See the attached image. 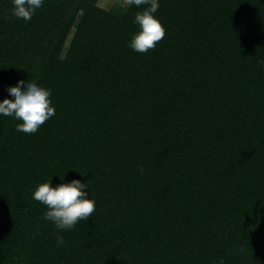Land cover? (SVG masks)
I'll list each match as a JSON object with an SVG mask.
<instances>
[{
  "label": "trees",
  "instance_id": "obj_1",
  "mask_svg": "<svg viewBox=\"0 0 264 264\" xmlns=\"http://www.w3.org/2000/svg\"><path fill=\"white\" fill-rule=\"evenodd\" d=\"M11 7L0 99L36 78L56 114L34 134L0 117V264H264V0H160L147 53L123 0ZM64 172L97 207L57 247L32 191Z\"/></svg>",
  "mask_w": 264,
  "mask_h": 264
},
{
  "label": "clouds",
  "instance_id": "obj_2",
  "mask_svg": "<svg viewBox=\"0 0 264 264\" xmlns=\"http://www.w3.org/2000/svg\"><path fill=\"white\" fill-rule=\"evenodd\" d=\"M44 3L45 0H11V14L27 22ZM133 5L139 9L134 14V23L138 28L128 40V46L136 52L147 53L166 34L157 15L160 0H123L125 9ZM6 90L9 95L0 99V117L8 116L17 121L15 128L18 132L34 134L56 114L51 89L36 78L17 79L15 84L7 85ZM64 175L65 172L63 176L59 175L60 182L55 185L50 176L32 191V198L46 206L43 218L52 222L57 229V247L64 243V236L60 233L73 229L79 221H87L97 207L87 180L82 182L81 179L72 178L66 181ZM218 264H224L223 258Z\"/></svg>",
  "mask_w": 264,
  "mask_h": 264
},
{
  "label": "rangeland",
  "instance_id": "obj_3",
  "mask_svg": "<svg viewBox=\"0 0 264 264\" xmlns=\"http://www.w3.org/2000/svg\"><path fill=\"white\" fill-rule=\"evenodd\" d=\"M116 1L117 0H100V5L105 8H110ZM119 1L121 2L122 0Z\"/></svg>",
  "mask_w": 264,
  "mask_h": 264
}]
</instances>
